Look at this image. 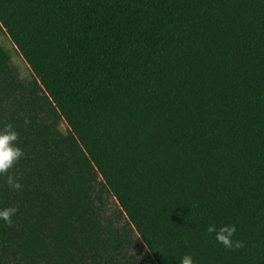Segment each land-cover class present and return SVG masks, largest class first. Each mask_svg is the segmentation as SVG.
Segmentation results:
<instances>
[{
    "label": "trees",
    "instance_id": "16d2710c",
    "mask_svg": "<svg viewBox=\"0 0 264 264\" xmlns=\"http://www.w3.org/2000/svg\"><path fill=\"white\" fill-rule=\"evenodd\" d=\"M1 35L0 264H264V0H0Z\"/></svg>",
    "mask_w": 264,
    "mask_h": 264
},
{
    "label": "clouds",
    "instance_id": "9594fccd",
    "mask_svg": "<svg viewBox=\"0 0 264 264\" xmlns=\"http://www.w3.org/2000/svg\"><path fill=\"white\" fill-rule=\"evenodd\" d=\"M19 132L9 123L3 128H0V177H6V184L10 189L19 190L21 183L14 176L12 169L24 156V149L18 143ZM17 209L15 206L0 208V221L9 225L12 223V218L16 215ZM209 233L215 234V240L222 244L226 249H239L244 247V242L239 239H234L237 232L235 224H225L217 228L215 225H209L207 228ZM179 264H197L193 256L185 254L179 259Z\"/></svg>",
    "mask_w": 264,
    "mask_h": 264
},
{
    "label": "rangeland",
    "instance_id": "374dc122",
    "mask_svg": "<svg viewBox=\"0 0 264 264\" xmlns=\"http://www.w3.org/2000/svg\"><path fill=\"white\" fill-rule=\"evenodd\" d=\"M0 42L4 46V48L10 53L12 57V63L16 67V69L19 72L20 78L24 81H30L32 80V71L30 67L27 65V63L23 60V58L20 56L18 51L16 50L15 46L11 42V40L5 36L1 35L0 36ZM60 130L62 133L67 134L68 133V128L66 124H62L60 126ZM120 210V207L118 203L114 199H110L109 203L107 204V214L110 217H115V215L118 214V211ZM138 249L137 251H140L141 253H145L143 249V244L140 242L138 243Z\"/></svg>",
    "mask_w": 264,
    "mask_h": 264
}]
</instances>
